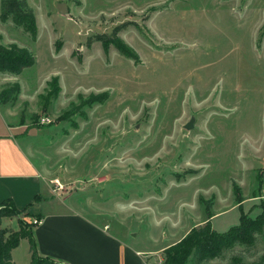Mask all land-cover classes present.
I'll return each mask as SVG.
<instances>
[{
    "label": "rangeland",
    "instance_id": "374dc122",
    "mask_svg": "<svg viewBox=\"0 0 264 264\" xmlns=\"http://www.w3.org/2000/svg\"><path fill=\"white\" fill-rule=\"evenodd\" d=\"M16 1L20 14H34L37 36L1 13L0 43L28 49L36 64L0 73V93L21 86L16 104L4 106L52 177L53 195L84 201L87 213L134 234L129 243L145 251L205 224L207 207L217 232L237 226L234 184L243 212H262L264 0ZM114 38L138 60L105 49L102 40ZM3 223L19 229L16 218ZM12 255L30 264L29 240ZM146 256L164 262L163 251ZM263 256L264 233L203 264Z\"/></svg>",
    "mask_w": 264,
    "mask_h": 264
},
{
    "label": "crops",
    "instance_id": "0c3cea01",
    "mask_svg": "<svg viewBox=\"0 0 264 264\" xmlns=\"http://www.w3.org/2000/svg\"><path fill=\"white\" fill-rule=\"evenodd\" d=\"M11 119V112L0 105V205L12 201L35 218L42 215L34 229L40 256L65 264H150L146 255L164 251L189 233L156 251L134 249L129 243L134 234L128 236L106 225L101 216L87 213L84 201L53 195L52 177L36 163L33 150L20 142Z\"/></svg>",
    "mask_w": 264,
    "mask_h": 264
},
{
    "label": "trees",
    "instance_id": "16d2710c",
    "mask_svg": "<svg viewBox=\"0 0 264 264\" xmlns=\"http://www.w3.org/2000/svg\"><path fill=\"white\" fill-rule=\"evenodd\" d=\"M20 4L16 0H9L2 3V21H7L9 17H13L18 25L24 26L32 37L37 36L36 18L33 13L27 16L20 14ZM104 46H114L123 56L138 60L135 52L127 46L121 39H104ZM35 56L26 48L17 46L4 47L0 43V73H8L12 75H20L25 69L35 66ZM56 95L61 92L60 87L56 88ZM21 93V86L7 88L0 93V105L16 104ZM103 103L104 99H90L87 106L96 103ZM234 193L236 194V202L239 205L241 216L239 224L230 228L224 233L217 232L211 223L214 215L210 208L207 207V219L205 224L192 228L189 233L178 243L168 247L163 251L164 262L162 264H203L220 258L226 251L235 248L237 245L254 246L257 235L264 233V203L261 205L262 212L255 218L248 217L243 211L242 203L244 199L241 197L239 187L234 184ZM22 215L23 218H22ZM34 216L19 210L12 201H4L0 205V264H14L13 251L18 248L23 239H28L30 243V264H65L60 261L53 260L49 257H42L37 251L34 239V229L32 222L27 218ZM17 219L19 229L10 231L2 228L4 219ZM41 219V216H37ZM253 264H264V256L258 262Z\"/></svg>",
    "mask_w": 264,
    "mask_h": 264
},
{
    "label": "water",
    "instance_id": "95a60500",
    "mask_svg": "<svg viewBox=\"0 0 264 264\" xmlns=\"http://www.w3.org/2000/svg\"><path fill=\"white\" fill-rule=\"evenodd\" d=\"M59 9H60V11H61L62 13H64V11H65V7H64V5H61V6L59 7ZM193 127H194V121H193V120L190 121V122L186 125V129H187V130H191V129H193Z\"/></svg>",
    "mask_w": 264,
    "mask_h": 264
},
{
    "label": "built area",
    "instance_id": "2783aa9c",
    "mask_svg": "<svg viewBox=\"0 0 264 264\" xmlns=\"http://www.w3.org/2000/svg\"><path fill=\"white\" fill-rule=\"evenodd\" d=\"M58 184H59V183H58ZM33 224L36 225V226H38V225L41 224V220H39V219H34Z\"/></svg>",
    "mask_w": 264,
    "mask_h": 264
}]
</instances>
